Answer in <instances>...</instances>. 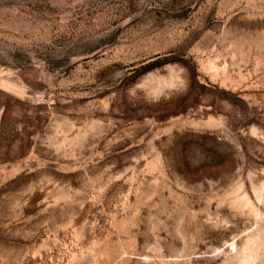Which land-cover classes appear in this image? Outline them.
Masks as SVG:
<instances>
[{
  "label": "rangeland",
  "instance_id": "rangeland-1",
  "mask_svg": "<svg viewBox=\"0 0 264 264\" xmlns=\"http://www.w3.org/2000/svg\"><path fill=\"white\" fill-rule=\"evenodd\" d=\"M0 264H264V0H0Z\"/></svg>",
  "mask_w": 264,
  "mask_h": 264
},
{
  "label": "bare ground",
  "instance_id": "bare-ground-1",
  "mask_svg": "<svg viewBox=\"0 0 264 264\" xmlns=\"http://www.w3.org/2000/svg\"><path fill=\"white\" fill-rule=\"evenodd\" d=\"M210 123H214V121H213V120H211V121H210ZM232 245H233V244H232Z\"/></svg>",
  "mask_w": 264,
  "mask_h": 264
}]
</instances>
